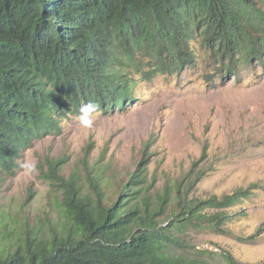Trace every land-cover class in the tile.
I'll list each match as a JSON object with an SVG mask.
<instances>
[{
  "label": "trees",
  "instance_id": "obj_1",
  "mask_svg": "<svg viewBox=\"0 0 264 264\" xmlns=\"http://www.w3.org/2000/svg\"><path fill=\"white\" fill-rule=\"evenodd\" d=\"M199 50L235 78L253 58L262 62L264 0H0V172L14 173L35 140L58 134L60 116L80 114L90 101L103 113L123 110L133 74L178 73ZM143 162L106 198L100 176L87 189L59 174L65 161H54L61 224L48 233L26 228L20 243L0 248V264H197L184 256L186 232L221 229L228 215L206 209L228 208L251 188L179 197L178 210L161 222L171 192L153 205L141 197Z\"/></svg>",
  "mask_w": 264,
  "mask_h": 264
},
{
  "label": "rangeland",
  "instance_id": "obj_2",
  "mask_svg": "<svg viewBox=\"0 0 264 264\" xmlns=\"http://www.w3.org/2000/svg\"><path fill=\"white\" fill-rule=\"evenodd\" d=\"M133 76L123 110L99 111L92 128L80 124L77 112L60 116L58 134L35 140L14 173L0 172V232L7 231L0 248L20 243L26 228L48 233L61 224V196L49 169L54 161H65L59 174L80 178L87 189L88 179L100 176L106 198L115 197L144 161L141 197L153 205L166 188L171 192L161 222L178 210L179 197L207 199L251 188L228 208L206 209L228 217L221 229H189L184 256L197 264H225L224 253L241 263L263 262L264 57L260 63L253 58L237 78L217 70L202 50L178 73ZM29 162L37 165L31 174L22 167Z\"/></svg>",
  "mask_w": 264,
  "mask_h": 264
},
{
  "label": "clouds",
  "instance_id": "obj_3",
  "mask_svg": "<svg viewBox=\"0 0 264 264\" xmlns=\"http://www.w3.org/2000/svg\"><path fill=\"white\" fill-rule=\"evenodd\" d=\"M99 111H100V105L98 103L90 101L86 104H83L80 108V115L78 117L80 124L84 128H92L97 119ZM22 167L29 174L34 173L37 169V165L34 162L26 163L22 165Z\"/></svg>",
  "mask_w": 264,
  "mask_h": 264
}]
</instances>
